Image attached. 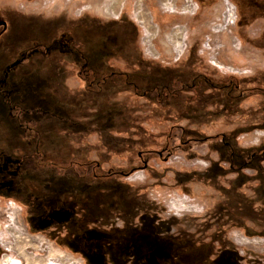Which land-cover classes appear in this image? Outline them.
Masks as SVG:
<instances>
[{"label": "rangeland", "instance_id": "obj_1", "mask_svg": "<svg viewBox=\"0 0 264 264\" xmlns=\"http://www.w3.org/2000/svg\"><path fill=\"white\" fill-rule=\"evenodd\" d=\"M8 64L0 264H264V0H0Z\"/></svg>", "mask_w": 264, "mask_h": 264}, {"label": "flooded vegetation", "instance_id": "obj_2", "mask_svg": "<svg viewBox=\"0 0 264 264\" xmlns=\"http://www.w3.org/2000/svg\"><path fill=\"white\" fill-rule=\"evenodd\" d=\"M3 77L0 78V86L3 87L5 85V83L7 84V73L9 70H12L13 68V65H5L3 67ZM111 73H113L115 76H119V72L118 71H112ZM117 74V75H116ZM104 77V75H100V78H98L97 81H100L102 83L103 80H101V77ZM123 78L127 81V75L126 73L122 74ZM121 76V77H122ZM100 79V80H99ZM201 80H203L207 86L213 88V89H220V88H225V92H226V95H228L229 97H234V96H237V95H242L246 92V90H242L238 87V84L236 83V80L234 79H227V82L223 83V82H214L212 81L208 76H205V75H195L191 78V80L187 83V84H184V83H180V82H177L175 84H172V85H166L164 87H161V88H156V94L159 95V96H163V94H165V92L169 95V96H173L176 92V89L177 88H182V89H186V88H191V87H194V85L198 84ZM257 91H260L262 93H264V88H256ZM233 91V93H232ZM235 91V92H234ZM0 93H2V91L0 90ZM3 99L5 101H7V96L6 95H3ZM8 102V101H7ZM213 114V113H212ZM14 120H17V118H15ZM4 143H6V140L4 139L3 140ZM11 143L9 146L11 148H15V147H18L17 150L20 151L21 148L22 149H25L26 148V145L27 143L25 144H17V143H12V142H7V144ZM14 146V147H13ZM16 151V150H15ZM11 152H14V150L12 149ZM6 159V157H4ZM15 161L16 163L19 162V158H17V160L15 159H7L6 162L10 163V165H6L5 167H8V166H14L15 165ZM19 165L16 164V167H18ZM1 167V166H0ZM3 167V168H5ZM2 168V167H1ZM3 173V171H2Z\"/></svg>", "mask_w": 264, "mask_h": 264}, {"label": "trees", "instance_id": "obj_3", "mask_svg": "<svg viewBox=\"0 0 264 264\" xmlns=\"http://www.w3.org/2000/svg\"><path fill=\"white\" fill-rule=\"evenodd\" d=\"M104 79H105V78L102 76V77H101V80H104Z\"/></svg>", "mask_w": 264, "mask_h": 264}]
</instances>
